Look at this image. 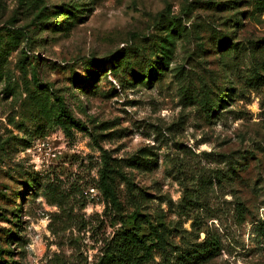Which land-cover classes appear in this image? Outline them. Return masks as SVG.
Wrapping results in <instances>:
<instances>
[{
	"label": "rangeland",
	"instance_id": "rangeland-1",
	"mask_svg": "<svg viewBox=\"0 0 264 264\" xmlns=\"http://www.w3.org/2000/svg\"><path fill=\"white\" fill-rule=\"evenodd\" d=\"M137 224L142 264H264V0H0V264Z\"/></svg>",
	"mask_w": 264,
	"mask_h": 264
},
{
	"label": "trees",
	"instance_id": "trees-1",
	"mask_svg": "<svg viewBox=\"0 0 264 264\" xmlns=\"http://www.w3.org/2000/svg\"><path fill=\"white\" fill-rule=\"evenodd\" d=\"M58 103V119L64 125L74 122L64 109V105L60 99ZM102 170L100 174V187L108 200L116 207H119V202L113 185L115 174H118V169L111 165L109 157L103 155ZM140 224L135 227L121 231L111 242L109 248L99 257L95 264H142L149 255L153 252L155 244L148 243L147 237L140 233ZM7 264V263H5Z\"/></svg>",
	"mask_w": 264,
	"mask_h": 264
}]
</instances>
